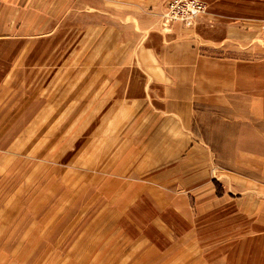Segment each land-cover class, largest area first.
I'll use <instances>...</instances> for the list:
<instances>
[{"label":"rangeland","instance_id":"obj_1","mask_svg":"<svg viewBox=\"0 0 264 264\" xmlns=\"http://www.w3.org/2000/svg\"><path fill=\"white\" fill-rule=\"evenodd\" d=\"M202 1L166 24L172 0H0V264H264V206L232 205L264 188V0Z\"/></svg>","mask_w":264,"mask_h":264},{"label":"crops","instance_id":"obj_2","mask_svg":"<svg viewBox=\"0 0 264 264\" xmlns=\"http://www.w3.org/2000/svg\"><path fill=\"white\" fill-rule=\"evenodd\" d=\"M25 45V44H24ZM9 45H6L4 48H3V51H7L9 50L8 48ZM24 47L26 48L27 46H23L22 48H18L19 51L18 52H22V50L24 49ZM33 49L30 48V51H32ZM13 51H16V50H13ZM115 63H112L111 65H114ZM140 67H143L147 70V68L151 67L149 65H138ZM138 66H133V67H130L132 69H135L137 70ZM114 69V68H113ZM171 69V68H170ZM170 69L168 70L169 74H171V71ZM121 70L119 69H116V70H113V71H108V69H105L102 73L106 74L105 75H102L101 77H103V83H108V84H112V83H121V84H128V83H141V82H144V83H157V82H160L159 79H149V77H152V76H146L145 75V79L142 78V77H139V76H133V75H124V74H120ZM152 71L149 70L148 73H151ZM114 77L113 79L111 80H104V78H108V77ZM147 77V78H146ZM155 77V76H154ZM169 78V79H168ZM167 79L163 80L162 82H168V83H179L180 81V77H177L176 75H174L172 78L168 77ZM98 81H100V79H98ZM2 85H4V81L1 82ZM3 86L0 85V88H2ZM176 90V93H174ZM134 94H137L135 96H131L129 98V96H124L125 99L129 98L132 99L134 98L135 100H138V101H142L143 97L146 95V94H149V90H146V89H140V90H134ZM179 92L180 94V91H179V88L176 87L174 90H172L171 92V95H170V98H168L167 100H170L171 98H174L176 99L177 98V93ZM150 95V94H149ZM148 95V96H149ZM137 99H136V98ZM127 143L131 144L132 146H136L137 144L136 143H132V141H127ZM127 143H123L124 146L123 148L126 147ZM113 146H111L110 144V149L112 148ZM180 154V153H179ZM178 154V156H179ZM190 162H193V159H192V155L187 156V159L185 160V174L188 175L190 178L187 181L186 185L188 184V182L190 183V187H192L194 184H192L191 182H194V179H196L197 175L200 174V187H202L203 185L206 184L205 179H204V171H206L205 173L208 174L209 171H207V167L206 166H200L199 169H191L190 171L187 170L188 168V164ZM186 176V178L188 177ZM196 176V177H195ZM199 179V177H198ZM130 181H134V180H137L136 178H133V179H128ZM264 181V180H263ZM197 182V181H196ZM197 185V184H196ZM194 185V186H196ZM255 185L256 187H247V188H243L242 190L239 188L238 189V194H239V198H237L236 200H233L232 202V205H236L237 206V212L238 213H243V214H248L249 216H255V214L257 213H260L261 210H263V206H264V199H261L262 197L264 198V188L262 187L261 184L257 185V182L255 180ZM197 188V187H196ZM200 189V188H199ZM198 193H201L200 190L196 192V194ZM264 226V225H263Z\"/></svg>","mask_w":264,"mask_h":264},{"label":"bare ground","instance_id":"obj_3","mask_svg":"<svg viewBox=\"0 0 264 264\" xmlns=\"http://www.w3.org/2000/svg\"><path fill=\"white\" fill-rule=\"evenodd\" d=\"M199 1H200L201 3H203L204 6H205V8L207 9L206 4H205L202 0H199ZM169 7H170V5H168L167 10H166V14H165V20H166L165 23H166V24H168V23H170V22H173V23H174V22H183V23H187V22H190V21H192V20L198 18L199 16H201V15L196 16V17H194V18H192V19H190V20H188V21H182V20H180L178 17L173 16V15L171 14V12H170V10H169ZM205 12H206V11H205ZM204 14H205V13H204ZM202 15H203V14H202ZM166 26H168V25H166ZM68 106H69V104H67L66 108H67ZM66 108H64V107L61 108V107H60L61 111H60V110H58V111L64 113V112L67 111ZM55 113H56V112H55ZM55 113L48 115L49 113L46 111V112H43L42 114H40L39 117H40L41 119H43V117H45V118L47 119V125H48V126H51V125H53V124H56V123L58 122V120H59ZM77 113H78V112H77ZM78 115H79V114H78ZM78 115H77V116H78ZM88 119H89V123H91V122H95V120L91 119L90 117H89ZM36 129H38V130H44L43 127H42V128H36ZM51 130H52V129H51ZM45 131H49V130H45ZM26 132H27V131H26ZM27 136H28L29 138L33 137V135H32V131H31V130L28 131ZM59 141H60V140H59ZM27 144H28V143H27ZM89 144H90V143H89ZM56 145L59 146V145H60V142H57ZM26 149H27L28 153H29V152H33V151L31 150V143H30V145H29L28 147H26ZM14 150H15V153H22V152H23V149L21 150L19 146H16V147L14 148ZM89 150H90L91 154H94V155H95V151H93V149H92L91 146H89ZM25 152H26V151H25ZM35 155H36V154H35ZM7 161H8V160H6L5 163H7ZM145 167H146V166L143 167L144 170H145ZM102 170L105 171V172H110L111 174H121V173H122V163H121V162L117 163V161H112V162H110V163L105 162L104 165L102 166ZM147 171H148V170H147ZM147 171H146V172H147ZM146 172H145V173H146ZM143 174H144V173H143ZM34 176H35V175H34ZM34 176H33V177H34ZM97 179H98V177H94L93 179H90L89 181H90V182H96V181H98ZM78 184H80V183L78 182ZM108 185H109V187L111 188V190H113V192H114L116 195H118V194L120 195L119 198H118V200H119V203H118V204H123V203H124V198H123V195H122V193H121V186H118V185L116 184V182H108ZM79 186H80L81 188H83V185H82V184H80ZM105 188H106V190H107V187H106V186H105ZM158 196H160V195H158ZM122 202H123V203H122ZM111 261H112L111 259H101V260L97 261L96 264H109Z\"/></svg>","mask_w":264,"mask_h":264},{"label":"built area","instance_id":"obj_4","mask_svg":"<svg viewBox=\"0 0 264 264\" xmlns=\"http://www.w3.org/2000/svg\"><path fill=\"white\" fill-rule=\"evenodd\" d=\"M169 10L173 16L188 21L205 13L206 8L199 0H172Z\"/></svg>","mask_w":264,"mask_h":264}]
</instances>
